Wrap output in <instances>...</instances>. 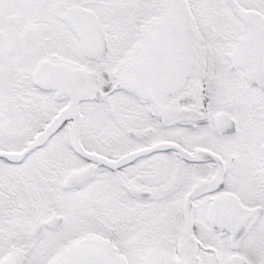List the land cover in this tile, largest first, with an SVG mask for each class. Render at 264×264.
<instances>
[{
	"label": "snow or ice",
	"instance_id": "snow-or-ice-1",
	"mask_svg": "<svg viewBox=\"0 0 264 264\" xmlns=\"http://www.w3.org/2000/svg\"><path fill=\"white\" fill-rule=\"evenodd\" d=\"M0 264H264V0H0Z\"/></svg>",
	"mask_w": 264,
	"mask_h": 264
}]
</instances>
